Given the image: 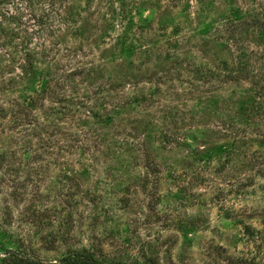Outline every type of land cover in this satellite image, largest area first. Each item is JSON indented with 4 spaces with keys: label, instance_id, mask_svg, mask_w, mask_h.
<instances>
[{
    "label": "rangeland",
    "instance_id": "1",
    "mask_svg": "<svg viewBox=\"0 0 264 264\" xmlns=\"http://www.w3.org/2000/svg\"><path fill=\"white\" fill-rule=\"evenodd\" d=\"M2 3L0 82L13 84L0 88V264L82 247L264 264V109L245 110L264 80V0H152L143 43L119 38L103 0ZM234 10L243 22L227 21ZM28 52L50 72L40 95ZM28 95L36 104L15 122ZM232 116L245 138L227 157Z\"/></svg>",
    "mask_w": 264,
    "mask_h": 264
},
{
    "label": "trees",
    "instance_id": "2",
    "mask_svg": "<svg viewBox=\"0 0 264 264\" xmlns=\"http://www.w3.org/2000/svg\"><path fill=\"white\" fill-rule=\"evenodd\" d=\"M156 1H160V0H156ZM171 1L175 4L176 1H180V0H171ZM103 3H104L103 4L104 8L106 10L108 9V7H111L110 9L112 13L118 17V23L116 27L122 31L121 33L118 34V35L121 34L119 38L126 40V38H129V36L132 35L129 38L130 43H143V41L145 40V35H144L143 27L141 26V24L143 23L141 12L145 10L144 7L146 5H149V6L152 5L151 4L152 0H103ZM1 4H3L2 0H0V5ZM88 4H89V0H87V7H89ZM115 4H118V7H114L116 6ZM133 15H137L138 17H141V19H139L140 24H138L135 27V29H132L134 26L133 25V21H134ZM243 17H244L243 13H240L238 10H234L232 13H230L227 16V21L235 20V21L243 22L242 20L244 19ZM47 18H48V15L46 14H43L37 18V20L34 22L35 26L39 27L36 30V32H39L41 30L40 28L45 24V20ZM255 23H258L257 19H253L251 21L252 26ZM242 24H245V23H242ZM22 25L25 26L26 24L22 23ZM32 31L34 32L35 30H32ZM29 38L30 37H27V40ZM129 42H118V43H129ZM24 54L28 60L27 59L25 60L26 65L23 64L22 68L24 69L25 74L31 73L30 82L32 85L35 86L37 82L40 89L35 90L36 95L45 93L48 90V86L50 82L46 78L49 76L50 72L48 71V69L44 70L42 68H41V71L38 72V69L35 67V65L39 62L35 60V57L34 58L31 57L32 56L31 53L28 52ZM35 70H37V72H34ZM254 82H255V86H254V89L252 90L251 98L253 99L254 102L256 101L255 105L257 106H252V107L250 106V107L245 108V110H247L250 114L252 113L255 114L256 112L264 109V86H263L264 80L255 78ZM12 84L13 83H11L10 81L6 83L4 80H2V82H0V88L2 90L4 89L6 90ZM144 99L145 98L142 97L141 101H144ZM134 100L138 102L140 101L138 97H135ZM36 101H37V98H35V95H28L27 99H24L25 104L18 103L16 106V109L13 111V114H12L14 121L15 122L20 121L23 118V116L27 115V113H25V110L35 106ZM23 120H26V119H23ZM228 128H229V136L232 139L231 141L227 143V145L221 146L222 148H227V147L230 148L228 150L227 157L233 154L234 151H238V148L232 145H234L235 143H237V141L241 139L240 136H242L243 139L245 138V134L242 133L243 131H241L242 128L238 127L237 122L235 121V118L233 116H232V121L229 124ZM173 134L174 133H169L170 136H172ZM79 149L81 150L79 155L84 156L86 154L87 147L83 146L81 149V146H79ZM227 162L228 161H226V163ZM83 165H85V163ZM224 166H225V162L221 164V169L224 168ZM85 169H86V166H83L82 170H85ZM105 256L106 255L103 253L101 247L100 248L82 247L81 249H78V250H70L66 252L58 260H55L53 262H43V261L36 260V259L20 258L18 261H11L7 264H157V262L154 259H150V258H146L142 263H138L136 261L127 262L125 260L104 259Z\"/></svg>",
    "mask_w": 264,
    "mask_h": 264
}]
</instances>
